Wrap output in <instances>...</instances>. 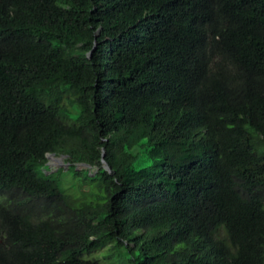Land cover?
<instances>
[{"label":"trees","instance_id":"16d2710c","mask_svg":"<svg viewBox=\"0 0 264 264\" xmlns=\"http://www.w3.org/2000/svg\"><path fill=\"white\" fill-rule=\"evenodd\" d=\"M0 264H264V0H0Z\"/></svg>","mask_w":264,"mask_h":264},{"label":"rangeland","instance_id":"374dc122","mask_svg":"<svg viewBox=\"0 0 264 264\" xmlns=\"http://www.w3.org/2000/svg\"><path fill=\"white\" fill-rule=\"evenodd\" d=\"M54 158H56V156H54ZM62 163L61 162H56V161H49L50 162V170L46 172V174H51L54 173L55 171H57L59 168L61 167H65L67 168L65 165L66 163H64L63 158L61 157ZM136 168H140L142 166H140L138 163H135ZM80 168V167H79ZM66 170V169H64ZM95 257L100 258L101 257V253H96Z\"/></svg>","mask_w":264,"mask_h":264},{"label":"water","instance_id":"95a60500","mask_svg":"<svg viewBox=\"0 0 264 264\" xmlns=\"http://www.w3.org/2000/svg\"><path fill=\"white\" fill-rule=\"evenodd\" d=\"M104 155V154H103ZM46 158H47V160H48V165L50 166V162L49 161H56V162H61L62 163V160H61V157H56V158H54V155L53 154H47L46 155ZM103 163H105L104 161H103ZM66 167H68V164H66L65 165ZM79 167H86L85 165H80ZM88 167V166H87ZM105 169L106 170H109V168H108V166H106V164H105Z\"/></svg>","mask_w":264,"mask_h":264}]
</instances>
